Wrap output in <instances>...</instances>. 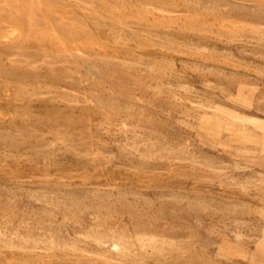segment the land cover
I'll list each match as a JSON object with an SVG mask.
<instances>
[{
    "label": "rangeland",
    "instance_id": "obj_1",
    "mask_svg": "<svg viewBox=\"0 0 264 264\" xmlns=\"http://www.w3.org/2000/svg\"><path fill=\"white\" fill-rule=\"evenodd\" d=\"M0 264H264V0H0Z\"/></svg>",
    "mask_w": 264,
    "mask_h": 264
}]
</instances>
